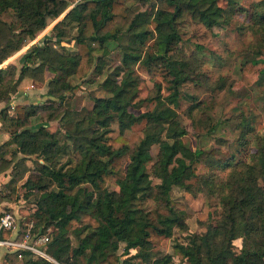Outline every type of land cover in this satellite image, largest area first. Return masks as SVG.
Returning <instances> with one entry per match:
<instances>
[{"label": "trees", "instance_id": "trees-1", "mask_svg": "<svg viewBox=\"0 0 264 264\" xmlns=\"http://www.w3.org/2000/svg\"><path fill=\"white\" fill-rule=\"evenodd\" d=\"M137 1L145 4L148 0ZM155 2L171 10L157 5L150 13L136 12L123 0H77L53 27L60 40L66 36L63 26H75L76 50L58 52L45 39L41 46H30L18 68L10 63L0 68V102L5 104L0 120L10 136L0 145V173L11 167L14 176L17 154L34 155L42 161L35 178L24 183L26 194L36 192L37 196L33 210L19 223V233L32 223V234L48 235L46 252L59 264H169L175 258L187 264H264V139L255 140L248 161L236 163L228 147L205 151L185 144L186 130L177 113L180 99L193 103L188 110L193 112L211 89L188 74L186 62L166 57L179 39L176 21L184 13L211 29L226 25L232 13L248 6L250 0ZM68 6L65 0H0V64ZM256 6L262 12L260 29L264 32V0ZM7 9L23 22L20 33L11 32L2 21L1 14ZM121 34L128 35L126 51L121 65L102 82L103 96H92L90 107H67V95L74 88L68 78H83L94 45L105 49L106 42L118 41ZM152 38L160 50L158 57L166 58L167 68L154 92L132 68L141 61L140 50ZM97 60L95 71L101 73L103 62L100 57ZM241 71L243 84L263 80L264 59L245 62ZM46 72L53 75L47 81L49 99L11 108L9 94L15 82L23 78L44 82ZM182 89L186 91L182 93ZM145 102H152L153 107L139 115L130 111ZM10 109L15 117L8 115ZM37 116L40 122L57 121L59 128L53 132L43 124L31 128V119ZM141 120L144 127L135 129ZM243 127L247 133L252 130L246 124ZM62 131L79 158L58 164L57 157L68 145L61 143ZM248 143L242 141L241 145ZM153 146L158 148L152 171L159 180L155 184L147 168ZM230 167L234 170L225 179H217L213 172ZM190 179H196L202 191L220 198V220L208 224L203 234H189L186 242H174L172 254L154 256L153 247L169 240L176 228H186L184 205L172 200L170 193L174 187L187 188L185 181ZM109 182L119 191L108 190ZM147 200L159 202L161 207L146 210L142 205ZM10 235V231L1 232L2 238ZM238 238L242 244L235 251L233 241ZM120 242L124 243L123 256L114 248ZM5 258L11 264L19 259L23 264H56L22 249L7 252Z\"/></svg>", "mask_w": 264, "mask_h": 264}, {"label": "rangeland", "instance_id": "rangeland-1", "mask_svg": "<svg viewBox=\"0 0 264 264\" xmlns=\"http://www.w3.org/2000/svg\"><path fill=\"white\" fill-rule=\"evenodd\" d=\"M65 1L69 3V6L64 12L69 10L77 0ZM258 1L250 0L248 6L232 13L230 21L226 25L211 29L206 28L187 13H184L176 21L179 39L166 54V57H170V59L186 62L188 74L194 79L203 81L211 89L210 94L204 95L198 100L199 107L193 112L188 111L193 103L180 99L177 113L186 130L182 138L184 143L191 149L205 151H209L213 147H228L234 153L235 163L248 161L249 152L253 150L255 140L264 139V79L253 81L250 85L243 84L241 81V70L245 62L253 59H264V32L260 29L263 25L260 20L262 12L256 6ZM123 2L136 12L150 13L157 8V5L171 10V7L165 4H156L155 0H148L145 4L137 0H123ZM63 13L54 20L49 19L46 27L38 31L34 38L27 37L25 44L1 63L0 68L6 67L9 63L15 64L18 68L22 56L30 46L34 44L41 46L45 39H48L53 46L52 48L58 52L76 50L75 41L72 39L76 35L75 26H63L66 30V36L62 39L59 40L55 36L53 27L62 19ZM1 19L13 33H20L23 29V22L17 19L10 9L1 14ZM127 43L128 35L121 34L118 41L106 42L104 44L105 49H99L98 45H94L93 58L86 75L81 79L75 76L68 78L74 88L67 95L65 101L67 107L76 110L85 106L88 107L91 104L92 96H103L105 91L101 84L108 75L114 72L117 66L121 65V57L126 51L124 47ZM140 52L141 61L132 65L134 75L145 81L151 91L154 92L155 85L159 84L167 73L164 61L166 58L158 57L160 50L155 38L148 40ZM149 55L154 58L149 60L147 58ZM97 57H100L103 62L101 73L95 71L98 62ZM49 76H51L50 73L46 72L44 82L24 78L33 81V85L36 87L33 96L30 97L31 103L38 104L41 100L46 102L49 99L46 94ZM10 79L11 77H7V80ZM16 86L27 87L28 85L15 82L9 94V102L12 100L11 93L17 88ZM185 91L184 89L181 90L182 93ZM0 103L4 104V102ZM152 107V102H145L139 107H131L130 111L139 115ZM39 119V116L32 118L31 128L42 123ZM243 124L248 125L252 130H249L248 133L245 132ZM143 127L144 120L134 126L135 129ZM55 128V126H50L51 130ZM243 133L246 135L241 137ZM59 138L61 143L68 145L65 153H61L57 157L58 164L77 160L79 155L72 150L71 141L63 137V131ZM242 141L249 143L241 145ZM11 148L15 147L10 146ZM151 150L152 159L147 164V168L151 174V180L155 184L159 180L154 177L152 171L157 164L158 148L153 146ZM41 163L42 161L34 155L17 154L14 158V176H11V167L0 174V190L5 198L1 206L3 210L14 212L19 223L25 215L33 210L37 196L36 192L26 194L24 183L29 177L35 178L34 175ZM231 170L234 168H225L223 171L214 169L213 172L217 179L223 177L225 179L226 174ZM12 178L13 182L10 181ZM185 183L188 184L187 188L174 187L170 196L172 200L184 205L186 228H176L169 240L163 241L160 246L153 247L150 252L154 256L172 254L174 242H186L185 239L188 238L189 234H203L208 224L216 225L220 220V198L199 189L200 184L196 179L187 180ZM107 189L119 191V187L113 182L107 184ZM142 206L146 210L154 212L155 209L161 207V203L147 200ZM70 237L75 244V235L71 233ZM241 244V238L235 239L233 241L234 250L238 251ZM123 247V242L115 245L116 253L123 256ZM131 253H135V250H131ZM20 263L18 261L17 264ZM169 264L187 263L175 258Z\"/></svg>", "mask_w": 264, "mask_h": 264}, {"label": "built area", "instance_id": "built-area-1", "mask_svg": "<svg viewBox=\"0 0 264 264\" xmlns=\"http://www.w3.org/2000/svg\"><path fill=\"white\" fill-rule=\"evenodd\" d=\"M32 223L27 225L23 233H19V222L17 216L12 211H3L0 215V247L7 250H28L33 254L43 257L56 264L46 252V244L50 241L48 235H40L39 233H31ZM2 231H10L9 238H2Z\"/></svg>", "mask_w": 264, "mask_h": 264}, {"label": "crops", "instance_id": "crops-1", "mask_svg": "<svg viewBox=\"0 0 264 264\" xmlns=\"http://www.w3.org/2000/svg\"><path fill=\"white\" fill-rule=\"evenodd\" d=\"M50 75L51 76H49V78H52L53 75L52 74H50ZM20 83L21 84H26L28 86L27 87L26 86H18V87L16 86L17 88L14 91H12L13 92V93H11L12 94L11 95L12 100L9 102V105L11 106V108H13L17 103L32 104L30 102V97L33 96V93H34L33 91H34V89H36L35 85H33V81H30L29 79H24L23 78V79L19 80V82H17V84H20ZM46 90H47V88H46ZM46 98H48V97L46 96ZM41 102H43V100H41ZM4 106H5V104L0 103V109L3 108ZM90 106H91V104L88 107H90ZM7 113L11 117H15L16 116V114H15L13 109L8 110ZM41 124H43L45 127H47L52 132L56 131L59 128V123L57 121L42 122ZM50 126H55L56 128L54 130H51ZM9 139H10V136L4 130V128L2 127V122L0 120V145H2L5 142H8ZM0 174H2V173H0ZM4 199L5 198H4V196H3V194H2V192L0 190V214H1V211L3 210V207L1 205H2V202H4ZM9 251H11V250H7V249H5L3 247H0V264H11L5 258L6 253L9 252ZM18 261L21 262L20 264H23L20 259L14 261L15 264H17Z\"/></svg>", "mask_w": 264, "mask_h": 264}, {"label": "water", "instance_id": "water-1", "mask_svg": "<svg viewBox=\"0 0 264 264\" xmlns=\"http://www.w3.org/2000/svg\"><path fill=\"white\" fill-rule=\"evenodd\" d=\"M69 10H70V9H69ZM69 10H67L66 12H64V13H63V16H64Z\"/></svg>", "mask_w": 264, "mask_h": 264}]
</instances>
